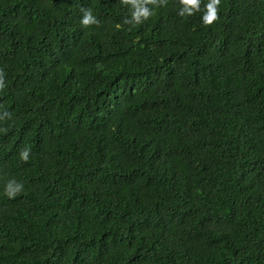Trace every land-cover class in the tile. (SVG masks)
<instances>
[{
  "label": "trees",
  "instance_id": "1",
  "mask_svg": "<svg viewBox=\"0 0 264 264\" xmlns=\"http://www.w3.org/2000/svg\"><path fill=\"white\" fill-rule=\"evenodd\" d=\"M208 3L0 0V264H264V0Z\"/></svg>",
  "mask_w": 264,
  "mask_h": 264
},
{
  "label": "clouds",
  "instance_id": "2",
  "mask_svg": "<svg viewBox=\"0 0 264 264\" xmlns=\"http://www.w3.org/2000/svg\"><path fill=\"white\" fill-rule=\"evenodd\" d=\"M167 0H121V3L131 7V18L125 19V24H132L133 26L139 25L146 21L151 15L152 11L147 7V5H163L166 4ZM180 3L184 6L179 15L192 16L195 12L200 11L201 0H180ZM220 5V0H209V3L205 6L206 11L202 17L203 24L205 26L212 25L218 17V7ZM83 16L81 19V24L83 26L98 25L99 21L92 15L91 9H81ZM119 27V25L117 26ZM5 87L4 83V73L0 70V91H3ZM4 117H9L10 114L5 111L3 116H0V119ZM0 131H7V129H0ZM20 159L25 163L28 162L30 156V148H24L19 153ZM24 185L16 180H10L6 187L4 194L12 199L19 195L23 190Z\"/></svg>",
  "mask_w": 264,
  "mask_h": 264
}]
</instances>
